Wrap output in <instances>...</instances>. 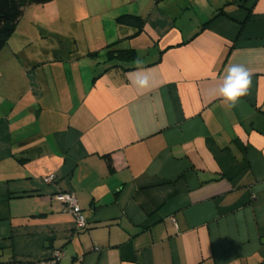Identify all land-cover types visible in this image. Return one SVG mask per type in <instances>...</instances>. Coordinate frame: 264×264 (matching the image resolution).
Segmentation results:
<instances>
[{
  "label": "crops",
  "instance_id": "crops-1",
  "mask_svg": "<svg viewBox=\"0 0 264 264\" xmlns=\"http://www.w3.org/2000/svg\"><path fill=\"white\" fill-rule=\"evenodd\" d=\"M208 5L25 8L41 31L70 42L50 56L0 59V264H33L54 250L58 264H264V0ZM192 11L197 19L185 20ZM123 14L144 19L138 35L116 22ZM73 21L80 36L97 24L102 48H131L136 59L135 46H117L145 41L150 89L132 83L136 59L101 65L89 49L74 54L78 35L65 31ZM231 64L253 75L229 109L218 89ZM60 191L75 195L83 228L54 197Z\"/></svg>",
  "mask_w": 264,
  "mask_h": 264
},
{
  "label": "rangeland",
  "instance_id": "rangeland-1",
  "mask_svg": "<svg viewBox=\"0 0 264 264\" xmlns=\"http://www.w3.org/2000/svg\"><path fill=\"white\" fill-rule=\"evenodd\" d=\"M226 0H217L218 7H221L222 3ZM210 7L214 5V0H208ZM221 3V4H219ZM214 7V6H213ZM194 11V10H193ZM190 12L186 15H184V19L192 18L193 20L197 19L198 14L196 13V16L194 15V12ZM183 19V20H184ZM37 21V20H36ZM33 18L30 16V11L24 12L22 17L17 23L15 33L12 37L7 41L3 49L0 51V59L3 60L6 58V56H50L51 50L58 46L61 47H68L69 46V39L62 38L64 42L60 41L55 35L48 34L47 30H42L41 27H39V21L36 22V25L34 24ZM94 24V22H92ZM87 25V24H86ZM47 27V26H45ZM85 27V26H84ZM66 32L75 33L78 35V41L77 44H74V54L80 53V51H83L84 55L86 54V49H89V51H93L92 53H95L98 51V54L96 53L93 56H97L94 59H91L93 63H99V64H114L116 61L107 60V45H105L103 48L98 43L101 40L100 31L97 27V24H94L92 27H89V32L85 33V35L80 36V24H77L75 21H73L72 24H69L67 28H65ZM91 31V32H90ZM62 42V44H60ZM68 43V44H67ZM78 48H77V46ZM112 45V44H110ZM135 46L138 52V58L140 59H147V55L145 54V41H126L125 43H122L121 45L117 46L118 48H127ZM99 47V48H98ZM102 50H101V48ZM100 49V50H98ZM97 50V51H95ZM82 55V54H79ZM110 61L109 63H107ZM134 63V62H132Z\"/></svg>",
  "mask_w": 264,
  "mask_h": 264
},
{
  "label": "trees",
  "instance_id": "trees-1",
  "mask_svg": "<svg viewBox=\"0 0 264 264\" xmlns=\"http://www.w3.org/2000/svg\"><path fill=\"white\" fill-rule=\"evenodd\" d=\"M51 0H0V51L3 49L10 37L13 36L16 26L22 17L26 7L30 5H44ZM242 2L243 0H239ZM223 8L217 10L214 16L202 25L205 28L210 21L218 15H224ZM118 24L129 25L135 29L131 35L136 36L143 28L144 19L139 15L123 14L116 18ZM113 45H107V60H117L120 62H129L136 59V52L129 49H112ZM95 53H90L93 56ZM98 54V53H97Z\"/></svg>",
  "mask_w": 264,
  "mask_h": 264
},
{
  "label": "clouds",
  "instance_id": "clouds-1",
  "mask_svg": "<svg viewBox=\"0 0 264 264\" xmlns=\"http://www.w3.org/2000/svg\"><path fill=\"white\" fill-rule=\"evenodd\" d=\"M135 71L130 73L132 83L140 90H148L151 87V79L148 70L144 67L143 61L137 58L134 61ZM250 69L242 64H231L225 69L222 83L218 89V95L222 98L227 108L231 109L238 105L242 97L249 93L252 83Z\"/></svg>",
  "mask_w": 264,
  "mask_h": 264
},
{
  "label": "built area",
  "instance_id": "built-area-1",
  "mask_svg": "<svg viewBox=\"0 0 264 264\" xmlns=\"http://www.w3.org/2000/svg\"><path fill=\"white\" fill-rule=\"evenodd\" d=\"M54 180V175H48L43 178L45 183H51ZM62 205L64 211L70 212L75 218V224L79 228L85 226V218L77 204L75 195L70 191L57 192L54 196ZM98 249L97 247L95 248ZM62 252L60 250L52 251L48 258L43 260H37L33 264H58L62 258Z\"/></svg>",
  "mask_w": 264,
  "mask_h": 264
}]
</instances>
